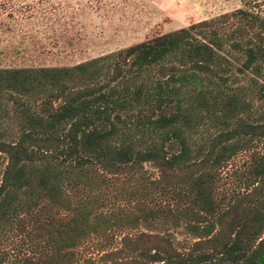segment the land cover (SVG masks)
<instances>
[{
	"label": "trees",
	"instance_id": "1",
	"mask_svg": "<svg viewBox=\"0 0 264 264\" xmlns=\"http://www.w3.org/2000/svg\"><path fill=\"white\" fill-rule=\"evenodd\" d=\"M228 45L242 55L237 69L264 81V17L241 7L71 64L0 65V117L14 128L0 129V234L25 246L9 264H264V110L252 117L231 85ZM256 138L245 187L216 198L211 167ZM143 161L187 203L172 210L144 185L120 204L92 194ZM140 222L182 223L195 237L179 247L134 230Z\"/></svg>",
	"mask_w": 264,
	"mask_h": 264
},
{
	"label": "rangeland",
	"instance_id": "2",
	"mask_svg": "<svg viewBox=\"0 0 264 264\" xmlns=\"http://www.w3.org/2000/svg\"><path fill=\"white\" fill-rule=\"evenodd\" d=\"M10 1L6 10L0 8V65L71 64L193 21L215 18L238 7L264 17V0ZM236 18L230 17L221 24V28L227 32L233 30L239 22ZM248 35H251V31ZM226 49L224 53L231 61L230 72L235 79L231 85L243 91L250 103L251 115L255 117L264 110V88L259 85H264V81L250 68L238 70L242 55L232 46L228 45ZM260 71L264 72V68L261 67ZM0 97L5 101L7 112V93L0 92ZM1 127L6 135L7 128L11 131L14 129L12 121L5 114L0 117ZM207 129L211 133L217 131V128L210 125ZM194 138L199 139L200 132H194ZM261 141L262 138H256L243 144L219 165L211 167L213 182H209L216 198L226 201L232 191L245 187L251 156L254 151H260ZM3 164L4 157L0 153V170ZM156 177L157 169L150 162L143 161L141 168L133 171L130 176L110 177L108 182L97 184L92 188V194L102 196L103 201L105 195L111 200L117 198L115 202L120 204V193L144 185L149 193L146 194L147 198L167 203L172 210H175L178 202L187 203V200L174 193L161 191L158 184L153 182ZM133 229L164 232L179 247L195 237L182 223L140 222ZM17 238L7 229L0 234V251L6 252L0 264H9L19 249L24 250L25 246L17 244ZM117 241L118 235H115L111 245L117 244ZM80 248L78 246L76 250ZM91 253L94 255L95 251Z\"/></svg>",
	"mask_w": 264,
	"mask_h": 264
}]
</instances>
